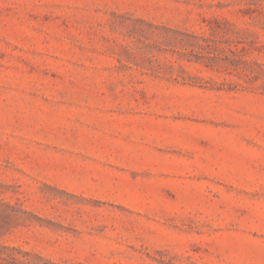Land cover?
Listing matches in <instances>:
<instances>
[{
  "label": "rangeland",
  "instance_id": "374dc122",
  "mask_svg": "<svg viewBox=\"0 0 264 264\" xmlns=\"http://www.w3.org/2000/svg\"><path fill=\"white\" fill-rule=\"evenodd\" d=\"M0 264H264V0H0Z\"/></svg>",
  "mask_w": 264,
  "mask_h": 264
}]
</instances>
